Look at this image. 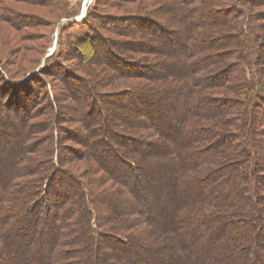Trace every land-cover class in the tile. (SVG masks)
<instances>
[{"label":"trees","instance_id":"obj_1","mask_svg":"<svg viewBox=\"0 0 264 264\" xmlns=\"http://www.w3.org/2000/svg\"><path fill=\"white\" fill-rule=\"evenodd\" d=\"M13 1L24 0H0V20L5 23L19 18L11 15L8 9V5ZM26 1L33 3L41 0ZM239 1L241 0H233V4L240 5ZM192 2L193 0L184 2L190 5L183 9L184 15L192 20L197 13L199 24L205 23L207 15L199 17L201 6H191ZM169 7L173 12L181 11L180 15L183 14L181 7L174 9V3ZM232 7L233 11H238L235 6ZM243 15L236 22L241 37L240 43L237 44L240 46L237 54L239 56L245 51V55L241 57L240 62L235 63L231 80L235 83L236 88L233 87L238 95H243L244 107L250 105L253 110H259L263 115L260 120L254 118V123L250 117L239 127V130L243 128V147L236 152L227 147L220 148V145L214 143L225 138L222 130L224 123L221 121L222 115H218L219 112L215 111L212 115L209 110H204L208 106V97L213 98L207 91L219 93L218 90L222 87L232 85L220 84L218 79L221 77L213 80L207 75L217 66H203L206 61L203 57L205 41L199 40L201 30H196V39H193V35L191 39L187 31H179L178 38H184L187 44H175L178 48L170 50L171 56L172 53L179 56L188 66L187 78L194 86L190 84L191 88L186 92L174 88L173 84L175 87L182 86L187 81L173 66L166 64L167 62L157 63V67L164 71L163 75L157 74L155 69H148L146 66L142 68V65H139L141 75L138 77L147 82L135 85L136 88L130 96H137L139 100L148 103L150 100L146 97L151 96L142 92L160 91L161 95L158 97L164 101L169 98L168 100L185 103L187 107L178 116L172 115L171 118L167 114L151 113L149 116L153 121H132L135 118L131 117L123 122L121 119L123 124L119 126L120 129L130 131L132 128H140L145 141H137V138L119 133L113 134L116 139H121L119 141L122 143V149L126 152L130 153L129 147L137 148V151L132 152V157H146L150 160L157 155L171 152L168 158H175L178 164L173 166L174 169L169 166L170 171L166 165H148L138 173L133 170L134 162L125 159L119 152L115 151V158L107 154L110 144L107 140H98V136L95 141L97 144L88 146L83 134L78 135L76 138L79 140L75 143L85 144L89 151V155L84 159L88 166V176H84V182L87 185L100 183L106 180L98 177L101 171L115 169L112 179L115 181L113 194L99 188L91 192L75 174L72 175L63 167L59 168L68 162L63 154L62 157L58 156L57 131H53L49 136L51 138L45 146V158H25L23 154L31 148L26 144L23 145L22 152L17 150L21 145L5 151L1 162L7 164L8 172L12 173L8 176H13L14 179L10 182V192L13 195L5 198L9 190L0 187V201H5L0 202V207L3 204L6 209L4 221H8L13 211L17 220L14 224L8 223L4 231L3 225L0 224V264H104L101 262L103 254L99 256L97 251L101 245L110 247L109 260L115 264H201L203 261H206L205 264H264V260H257L260 251L264 252V232L261 234V243L257 246L256 234L249 232L252 225L249 223L245 227V222L251 219H262L264 223V186L261 185L264 183V166L250 163L249 166L246 164L244 167L233 168L235 162L241 163L242 159L245 160L254 154V149L259 148L258 140H261V143L264 140V38L259 39L255 33L256 27L251 26L245 10ZM170 19L173 21V18ZM139 21L137 19L135 22ZM167 42L171 43L169 40ZM83 45L84 43L78 42L76 47ZM194 71L199 73L193 75ZM121 72L119 73L123 75ZM174 78L176 81L173 82ZM49 86L50 92L44 94L57 111L54 93L60 94V90L52 84ZM34 92L35 90L28 93L25 98L23 96L22 100H29ZM143 101H139L143 104V107H140L138 102L128 100L133 107L130 109H145ZM216 101L219 100L213 102ZM120 103L115 105L121 106ZM211 103L209 101V104ZM35 112L34 110L33 113ZM238 113L240 117L243 116L242 112ZM53 118H57L55 112ZM169 119L175 120L174 125L177 131L179 129L177 135L170 133ZM102 123H105L104 119ZM84 125L94 139L93 136H97V132L89 123L85 122ZM7 135L11 136L10 133ZM161 137L170 140L169 144L159 146ZM211 137L216 140L210 142ZM2 149H5V143H2L0 150L3 151ZM21 158L27 159L25 164L21 163ZM69 165L78 169L73 164ZM252 170L256 172L254 185H247L238 179L239 175L251 176ZM59 171L75 185L63 186V180H58L55 184L51 174ZM127 174L130 176L123 179ZM146 176H151L150 179L153 178L159 184H166L165 192L160 191V188L154 191L151 183L140 181ZM118 185L121 187L117 188ZM52 192L59 194L56 205L59 210L49 208ZM71 197L74 204L65 207L63 200ZM100 198L111 202L110 215L115 217V222L100 212ZM8 202L12 204L7 206ZM42 205L46 211H36V207L42 208ZM53 205L51 202V207ZM224 216L226 219L223 222ZM104 225L113 228L115 234L105 232L102 227ZM252 242L254 245H251ZM5 250L18 253L20 258L17 259L13 253L5 255Z\"/></svg>","mask_w":264,"mask_h":264},{"label":"rangeland","instance_id":"obj_2","mask_svg":"<svg viewBox=\"0 0 264 264\" xmlns=\"http://www.w3.org/2000/svg\"><path fill=\"white\" fill-rule=\"evenodd\" d=\"M25 1H13L8 5L11 15H16L18 19H13L11 23L0 20V148L2 143H5V149L0 150V187L9 190L5 198L13 195L10 192L12 187L10 182L14 180L13 176H8L12 174L8 172V165L1 162V157L6 154L5 151L21 145L17 147V150L22 152L23 145L26 144L31 148L29 152L23 154L25 158H45V146L51 138L49 136L54 133L53 131H57L58 156L62 157L63 154L68 162L65 165L60 164L59 168L68 169L82 182H84V176L85 178L88 176V166L84 163L86 162L84 159L89 155V151L85 144L95 145L97 144L95 141L101 138L110 143L109 151L106 152L111 158H115V151L119 152L125 159L134 162L133 170L138 173L148 165H166L170 171L169 166L173 168L178 164L175 158H168L171 152L157 155L150 160L146 157L142 159L132 157V152L137 151V148L129 147L130 153L126 152L122 149V143L119 141L121 139H116L113 134L119 133L137 138V141H145L146 138L141 136L139 131L140 128L124 131L119 126L125 122V119L131 117L135 118L132 121L141 122L150 121V119L153 121V118L149 116L151 113L167 114L169 118L172 115L175 117L187 107L185 103L168 100L169 98L164 101L158 97L161 95L160 91L142 92L151 96L146 97L150 100H147L148 103L139 100L137 96H130L136 88L135 85L147 82L138 77L141 75L139 65H142V68L146 66L148 69H155L157 74L163 75L164 71L162 72V69L157 67V63L167 62L166 64L173 66L174 70L187 81V85L177 87L172 83L174 88L186 92L191 85L194 86L193 82L187 78L189 76L188 66L181 61L179 56L173 53L171 56L170 50L178 48L175 44H187L184 38H178L179 31H187L191 39L192 35L193 39H196V30H201L199 40L205 41L203 57L206 61L203 66L212 65L214 68L217 66L207 75L213 80L221 77L218 79L220 84L232 85L222 87L218 90L219 93L207 91L213 98L208 97L212 103L209 104L208 101V106L204 110H209L212 115L215 111L219 112L218 115H222L221 121L224 123L222 130L225 134V138L216 140L211 137L209 141L216 140L214 143L220 145V148L227 147L237 152L245 142L241 131L243 128L239 130L242 123L248 121L250 117L253 123L254 118L257 120L263 118L259 110H253L250 105L244 107L243 95L239 94V97L231 78L235 63L240 62L241 57L245 55V51L239 56L237 54L240 49L237 44L240 43L239 38L241 37L236 22L241 18L240 16H244L243 10H245L251 26L256 27L255 33L259 39L264 38V0H241L240 5H234L233 0H193L190 3L191 6H201L199 17L207 15L205 23L202 24H199L197 20V13L192 20L184 15L185 10L183 9L190 6L187 3L184 4L187 0H41L33 3ZM170 1H172L171 4L174 3L176 7L174 9L182 8V15H180L181 11L173 12L169 9ZM232 6H235L238 11H233ZM170 18H173V21H170ZM137 19L140 20V24L135 22ZM168 40L171 43L167 42ZM78 42L84 45L76 47ZM120 71L124 74L121 75ZM197 73L199 71H194L193 75ZM172 80L176 81L175 78ZM49 84L60 90V94L54 93L57 111L44 94V92H50ZM33 90H35L34 95L29 100H22L23 96L25 98ZM131 99L138 102L140 107H143V104L139 101L145 102V109H130L133 108L128 102ZM214 100L219 101L213 102ZM23 103L24 106H22ZM26 103L27 106H25ZM118 103L121 106L115 105ZM18 106H22V109ZM53 109H55L57 118H53ZM34 110L35 113H33ZM239 111L242 112L243 118L237 115ZM103 119L105 123H102ZM121 119L124 121L122 122ZM128 120L132 122L131 119ZM169 120L170 133L177 135L179 129L177 131L174 125L175 120ZM85 122L97 132L98 135H94V139L86 129ZM8 133L11 136L7 135ZM82 134L87 143L77 145L75 141L78 142L79 138L76 137ZM262 141L261 143V140H258L259 148L254 149V154L246 158L247 162L246 159H242L241 163L235 162V167L234 165L232 167L236 169L246 164L249 166L250 163L255 166L258 164L264 166V140ZM158 142L162 147V144L168 145L170 140L161 137ZM163 148L166 147L163 146ZM26 161L27 159L21 158V163L25 164ZM69 164H73L78 169L71 168ZM104 166L108 168L107 165ZM252 171L251 176L239 175L238 179L247 185H254L256 172ZM60 173L59 171L51 174L55 184L58 180H63V186L74 184ZM114 176L115 169L108 168L98 175L106 180L100 183L95 182V185H87L84 182V185L91 192L99 188L115 194V181L112 180ZM128 176L130 175H124L123 179ZM150 177L146 176L140 181L151 183L154 191L160 188V191L165 192L166 184H159ZM261 185L264 186V183ZM119 187L121 186L118 185L117 188ZM5 190L4 193H6ZM262 193L264 194V188ZM58 195L52 192L50 196L54 204L51 207V202H49V208L52 210L60 209L56 206L59 201ZM100 200V212L115 222V217L110 215L111 202L105 198H100ZM38 201L39 199L36 203ZM63 201L66 203L65 207L74 204L72 197L71 199L65 198ZM6 204L8 206L12 203ZM2 206L3 204L0 207V224L3 225L2 231H4L7 224L10 222L14 224L17 218L13 211L8 221H4L6 209ZM37 210L45 212L46 208L42 205V208L36 207ZM255 211H258L257 207ZM225 219V216L222 217L223 222ZM249 223L252 225L249 232L256 234L258 246L261 243V234L264 232V223L262 219H251L245 222V227ZM102 227L105 232L115 234L113 228L106 225ZM251 245H254V242ZM0 250H2L1 247ZM110 250L108 245H101L97 248L99 256L103 254L102 263L115 264L109 260ZM4 252L5 255L13 253L8 250ZM12 255L17 259L20 258L18 253ZM257 260H264L263 251H260Z\"/></svg>","mask_w":264,"mask_h":264}]
</instances>
